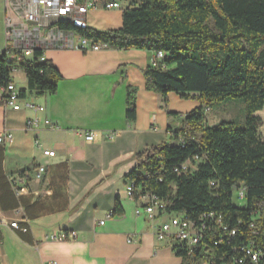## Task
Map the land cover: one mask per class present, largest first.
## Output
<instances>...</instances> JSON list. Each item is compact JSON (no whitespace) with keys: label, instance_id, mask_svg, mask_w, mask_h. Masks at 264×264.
<instances>
[{"label":"crops","instance_id":"crops-1","mask_svg":"<svg viewBox=\"0 0 264 264\" xmlns=\"http://www.w3.org/2000/svg\"><path fill=\"white\" fill-rule=\"evenodd\" d=\"M77 1L93 4L85 18L97 31L119 29L121 10L130 2ZM110 2L119 8L106 9ZM4 19L5 2L0 0V51L7 46ZM43 54L61 76L55 93L26 91L15 109L5 106L0 92V133L12 135L10 142L0 144V264H181L170 240L155 236L169 216L149 220L144 213L136 215L141 201L127 196L125 175L136 166L137 153L172 144L171 133L183 127L184 117L199 102L173 92L163 99L146 89L143 70L151 65L153 51L52 45ZM11 81L18 91L26 88L18 68ZM127 88L136 89L134 120L126 117ZM27 104L44 110L35 112ZM31 118L38 125L27 129ZM88 132L94 133L92 141L85 140ZM44 150L55 154L46 156ZM39 165L45 172L37 179ZM23 171L27 177L21 176ZM116 198L123 211L112 216ZM13 221L28 231L10 228ZM58 230L75 231L77 237L45 239Z\"/></svg>","mask_w":264,"mask_h":264},{"label":"trees","instance_id":"trees-1","mask_svg":"<svg viewBox=\"0 0 264 264\" xmlns=\"http://www.w3.org/2000/svg\"><path fill=\"white\" fill-rule=\"evenodd\" d=\"M121 21L119 29L107 31L65 21L59 27L109 49L162 52L156 66L143 70L146 89L163 99L173 92L200 104L186 114L183 127L171 133L172 144L135 155L137 164L125 175L133 184L132 199L155 195L165 203V214L182 213L189 219L215 212L224 225L237 229L234 237L223 235L215 246L210 239L218 235L211 229L204 237L206 253L201 244L190 251L175 244L181 264H203L209 257L219 263L239 256L233 248L251 237V213L258 212L264 221V140L255 115L264 107V0H130L121 10ZM42 53L36 49L32 58L15 61L0 51V87L12 82L11 72L18 68L27 84L19 97L26 91L55 93L61 76L47 60H39ZM135 93V88H127L129 120L135 118ZM233 97L244 103L243 126L231 120L207 125L203 109ZM239 184L246 189L242 205L233 201ZM122 211L116 198L111 215Z\"/></svg>","mask_w":264,"mask_h":264},{"label":"built area","instance_id":"built-area-1","mask_svg":"<svg viewBox=\"0 0 264 264\" xmlns=\"http://www.w3.org/2000/svg\"><path fill=\"white\" fill-rule=\"evenodd\" d=\"M5 2V36L7 46L2 52L15 61L30 59L36 49L42 52L49 46L61 45L67 48H73L81 51H98L106 48L105 45L95 44L90 39L81 34L65 30L59 27L60 21H65L75 27L88 28L85 15L93 6L91 2H78L77 0H3ZM106 9L119 8L117 2H110L105 5ZM163 58L162 52H156L152 65ZM40 61H44V54L39 56ZM1 96L5 106L18 108L17 100L19 91L12 82L5 87H0ZM27 107L36 111H43V106L27 104ZM207 110V109H206ZM45 124L54 127L49 120H44ZM38 125L37 118H31L26 122V128L31 129ZM85 140L92 141L94 133L88 132L84 135ZM112 137V135H109ZM12 135L8 131L0 133V144L5 145L10 142ZM182 143V140H179ZM43 154L53 157L55 152L44 150ZM185 167V164L182 166ZM45 172L44 166H37L34 176L40 179ZM21 176L27 177L26 171L21 172ZM14 182V181H13ZM126 194L132 198L133 184L126 182ZM17 194L22 191L15 188ZM246 195V189L242 184L234 188V198L243 202ZM141 206L135 209V214L144 213L149 220H154L160 212L164 213L165 203L158 197L151 194H145L138 198ZM167 214V213H166ZM169 217L156 227L155 236L158 240L168 238L172 244L183 246L187 250L196 248L201 244L202 252L209 250V245L204 242V237L210 230L217 232V240H211L213 245L219 244L223 240V235L232 238L236 235L237 229L229 228L222 223L221 215L215 212H207L198 216L196 219H189L184 214H167ZM104 221H100L103 224ZM9 227L21 232H27L26 225H20L18 221L9 223ZM248 229L251 237L248 241L240 246L233 248L234 252L240 253L239 256L233 255L230 259L216 263L213 257H209L204 264H264V221L259 220V213H251L248 223ZM77 234L72 230H58L50 232L45 236L46 240L51 242H65L75 240ZM131 241V239H128ZM238 248V249H237ZM47 264H55V261H49Z\"/></svg>","mask_w":264,"mask_h":264},{"label":"rangeland","instance_id":"rangeland-1","mask_svg":"<svg viewBox=\"0 0 264 264\" xmlns=\"http://www.w3.org/2000/svg\"><path fill=\"white\" fill-rule=\"evenodd\" d=\"M20 76L23 78L22 75ZM22 87L25 86L22 85ZM203 114L205 122L209 126H215L220 121L231 120L236 126L242 127L244 123V103L240 98H226L222 101L213 102L207 110L204 108ZM255 115L260 118L259 135L264 140V107L260 111H257ZM233 201L236 205H242V202L237 201L235 198H233Z\"/></svg>","mask_w":264,"mask_h":264}]
</instances>
